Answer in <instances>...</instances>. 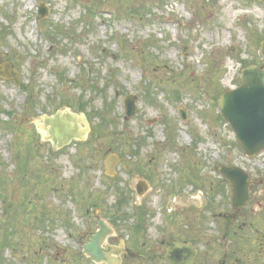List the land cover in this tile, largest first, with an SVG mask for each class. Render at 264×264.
<instances>
[{"label": "rangeland", "instance_id": "1", "mask_svg": "<svg viewBox=\"0 0 264 264\" xmlns=\"http://www.w3.org/2000/svg\"><path fill=\"white\" fill-rule=\"evenodd\" d=\"M40 4L48 11L43 18ZM139 7V16L128 11ZM262 41L264 0H0V64L11 62L20 76V85L0 79V182L8 184L0 188V264L49 259L56 247L82 249L67 227L48 232L49 212L69 213L84 230L83 157L99 144L73 143L55 154L27 124L31 118L69 109L87 117L102 147H142V166L157 153H163L156 159L161 168L182 163L189 173L199 166V185L187 184L180 199L194 209L206 205L212 182L222 180L221 166L264 173V156L247 157L218 108L220 95L241 84L246 67L264 65ZM130 95L137 112L127 118ZM102 114L108 123L101 124ZM128 171L125 165L119 172L126 184ZM35 175L48 184L37 187L30 180ZM105 185L94 180L93 193L111 208L118 198ZM133 201L125 209L129 215ZM41 211L50 219L37 220ZM203 216V227L214 229L211 215ZM49 244L55 248L46 250Z\"/></svg>", "mask_w": 264, "mask_h": 264}, {"label": "flooded vegetation", "instance_id": "2", "mask_svg": "<svg viewBox=\"0 0 264 264\" xmlns=\"http://www.w3.org/2000/svg\"><path fill=\"white\" fill-rule=\"evenodd\" d=\"M100 138L98 135L94 140L99 146L87 148L83 157L82 168L86 176V195L83 197L86 196L87 206L81 217L85 220L84 230L71 223L69 213H49L53 221L48 232L52 233L55 226H65L76 232L77 238L73 234L70 237L73 244L82 249L74 251L49 244L45 249L55 248L56 255L30 264H264L262 171L244 169L249 177V198L243 210L235 212L230 197L231 185L223 177L216 183L212 182L214 188L207 193L206 205L196 204L194 209L180 199L185 198L187 184L199 185V166L189 173L182 163H165L161 168L156 159L163 153H157L150 159L147 157L150 164L142 166V147L105 148L101 146ZM262 156L264 152L255 159ZM127 157H133L134 162L128 161ZM107 161H110V168ZM125 165H129L128 174L132 178L127 180V184L120 177L121 167L125 168ZM94 180L97 184H106L116 193L118 200L115 206L103 207L106 200L103 195L93 193ZM226 188L230 189L227 195ZM159 189L164 194H158ZM224 191L223 197L227 198L217 205L215 201ZM161 197H165L166 203L159 202ZM132 201L133 214L129 215L125 209ZM98 206H101V211L97 210ZM205 212L216 222L214 229L203 227ZM49 214H45L47 219H50ZM43 241L51 242L49 238H43ZM40 255H44V251Z\"/></svg>", "mask_w": 264, "mask_h": 264}, {"label": "water", "instance_id": "3", "mask_svg": "<svg viewBox=\"0 0 264 264\" xmlns=\"http://www.w3.org/2000/svg\"><path fill=\"white\" fill-rule=\"evenodd\" d=\"M43 17L47 13H41ZM264 57V42L262 43ZM0 79L13 80L20 84V76L11 65H1ZM136 99L129 96L125 101L126 116L132 118L137 110ZM219 109L223 118L230 123L237 138L250 157H256L264 150V67L256 65L247 67L242 72L241 85L225 91L219 99ZM183 114V119H185ZM41 121H43L41 123ZM43 140L51 142L58 149L69 145L73 141H86L90 133V125L84 115H77L65 111L57 112L53 116H43L32 120ZM222 175L232 184L233 205L236 211L242 210L248 200L249 178L239 168L221 169ZM99 259V258H95Z\"/></svg>", "mask_w": 264, "mask_h": 264}, {"label": "trees", "instance_id": "4", "mask_svg": "<svg viewBox=\"0 0 264 264\" xmlns=\"http://www.w3.org/2000/svg\"><path fill=\"white\" fill-rule=\"evenodd\" d=\"M141 8L139 7L138 9H129L128 11L132 14H137V16H139V12H140ZM62 32L58 30V34H61ZM176 96H178V94H176ZM109 108H107L108 110ZM109 115L111 117V111H109ZM102 122L101 124H104V123H108V121H110V119L108 118V115L107 114H102V115H98L97 116ZM95 135V134H94ZM30 165V160H29V156L27 158V160L25 161V166L22 167V171L21 173L26 170L27 166ZM32 182L36 183L35 185L40 186V184L42 185H46L48 184V180L46 179V177L44 175H35L32 179H31ZM34 185V186H35ZM6 183L4 182H0V188L4 187L6 188Z\"/></svg>", "mask_w": 264, "mask_h": 264}]
</instances>
